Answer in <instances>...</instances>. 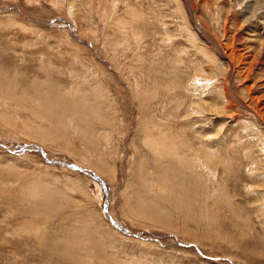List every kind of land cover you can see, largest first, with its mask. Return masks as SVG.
I'll return each mask as SVG.
<instances>
[{
	"label": "rangeland",
	"instance_id": "obj_1",
	"mask_svg": "<svg viewBox=\"0 0 264 264\" xmlns=\"http://www.w3.org/2000/svg\"><path fill=\"white\" fill-rule=\"evenodd\" d=\"M51 1L0 0V85L87 108L113 155L97 177L73 127L1 91L0 264H264V0H89L91 17L87 0ZM160 123L233 168L218 167L216 205L198 189L179 207L185 178L151 148Z\"/></svg>",
	"mask_w": 264,
	"mask_h": 264
},
{
	"label": "bare ground",
	"instance_id": "obj_2",
	"mask_svg": "<svg viewBox=\"0 0 264 264\" xmlns=\"http://www.w3.org/2000/svg\"><path fill=\"white\" fill-rule=\"evenodd\" d=\"M29 1H32V0H29ZM171 1L174 2V4L177 7L179 6V9H180V7L188 5L187 3L181 2V0H171ZM53 2L51 1L52 4L57 6L58 4L64 3V0L61 3L57 2V4L53 3ZM89 3H90V1L87 0V2L85 4L88 6V8H87V10H89L88 14L91 17L90 13L91 12L94 13V12H93V9ZM70 4L67 5L68 17L72 21L77 22L76 21L77 13L79 11H78L76 5H74V3H70ZM190 21H191V19H190ZM198 81H199L200 87L203 89L205 87L209 86V84L204 85V80H202L200 78H198ZM0 83H4V82H0ZM37 89H39V88L35 87V91L33 93L34 95H31L28 93L19 95L16 93V86L12 85L11 87L4 88L3 86L0 85V92L2 91L3 95H8L9 97H12V98L15 96H18V97L23 98L25 100H27V99L31 100V102L33 103V106H34L33 110L39 111V113L41 112L46 118H48L49 121H51V123H53L60 130H62V132L65 131L69 127H73V132L75 133V135H77V137L81 140V142L86 146L85 147L86 154L90 155L92 153H95L97 155V157H99V159L97 161L93 160L94 163L91 161V159H92V158H90L91 155L89 157L90 161H91L89 163L90 164L92 163L93 165L91 167H94V170L92 173L96 174L97 177H99V175L97 174V171L102 172L104 170L110 169V164H109L110 159L109 158H111V156L113 155L111 150H112L114 139H113L112 135H108V134H100L99 135V134H97V132H98L96 129L97 126H96V124L93 123V121L96 120V118H95L96 116L89 118L86 115H84L86 112H88L87 108H86V110H83V108H82V110L80 111L79 109L75 108L71 102L64 101L65 95H64V97L61 95V97H63V98H60V97L54 96L53 94H48V93L42 92L40 89L39 90H37ZM215 89H217V88H215ZM196 90H197V88H196ZM21 91H23V90H21ZM50 93H51V91H50ZM210 94L217 95L218 100L220 101V103H222V105H224L226 103V101L228 100L226 93H224V92L222 93L219 90H216V91L213 90V91H211ZM144 97H145V95H144ZM16 100H18V98ZM15 103H13V104L16 105ZM200 109L202 110V113H204V112L208 113L210 111L211 112L215 111L217 113H213V114H216L217 116H222L223 115L222 110H224V107L222 106V109H221V106L219 107L217 105L213 106V104L207 105L205 103H201ZM89 114H90V111H89ZM94 115H95V113H94ZM91 116H93V115L91 114ZM166 125H167V123H166ZM156 126H157V129L155 127H153L152 130H157V133L154 134L155 132L151 131L152 134L151 133L149 134V135H151L150 138L154 137L153 139L155 140L154 145H152V147H151L155 153L154 155H157L158 160H162L163 162H165L167 160L170 162V164L172 162H174V163H172L173 166L171 167L172 168L171 173L173 172L172 174H175V175L177 173L179 179L185 178L184 182L180 183V188H182L183 191H181V190L176 191L175 190L176 191L175 195L178 196V199L176 200V202L179 204V207L186 208L189 205V203L187 202V201H189L188 199H190V197L192 198L193 196H197L198 189H201V191H203L204 193L206 192L207 193L206 196L208 198L210 197L209 199L214 200L215 192L214 193L211 192V189H213V186L215 185V184L213 185L212 183H214L213 179L216 178V176H217L218 167L222 166L223 170H228V171L233 170V168L231 166H229L230 167L229 168L227 165H225L224 160L222 159L220 154L213 153V151H210V149L206 146L207 144H204L203 141L200 140V142H199L200 146H198V148L195 149V148H193L192 145H189L190 143L185 144L181 134L180 135H178V134L173 135L171 130L166 128L165 126H163L161 123L157 124ZM181 133H183V131ZM51 135H53V134H51ZM22 149L25 150L26 148L23 147ZM249 155L253 156V158L252 157L250 158L252 166H253V169L251 171V176L256 178V179H261L263 176L260 175L261 173H258L259 172L258 167H257L258 162L256 163V157L257 156H256V154H251V153ZM262 155L264 157V154H262ZM155 161H156V159H155ZM96 162H97V164H96ZM262 162L264 163V159L262 160ZM58 164H59V162H58ZM99 164L102 165V167H103L102 169H100L98 167ZM159 165H160V163H159ZM174 165H175V168H174ZM157 166L158 165L156 164V167ZM74 168H76L78 170L77 167L74 166ZM74 168H72V169H74ZM171 173H169L168 169L166 168V170H163L161 173H157L158 179L163 180V175L169 176V175H171ZM161 183H162V181H161ZM159 184L160 183L158 182V185ZM164 184H165V182H163L162 185H164ZM158 185H156V187H158ZM186 185H190L189 188H186L187 191L185 190ZM145 186L149 187L150 185H147L145 182ZM161 187L162 186H160V188H158V190H161ZM166 188H169V187L166 185ZM177 189H178V187H177ZM155 190L153 188L152 191H155ZM162 190H163V188H162ZM163 191H161L159 193L157 192V193L158 194L161 193L159 196H163L164 199L173 202L172 200H174L175 196H174V194H172L171 190L168 191V189H167V191L169 193H167L166 190H165L166 192L165 191L163 192ZM170 194H172V195H170ZM198 197H199V194H198ZM164 199H163V201H165ZM139 201L140 200L138 199V202ZM202 201H203L202 203H205L203 198H202ZM141 203H143V202H141ZM141 203H139V204H141ZM215 203L216 202L214 200L211 204L214 206V205H216Z\"/></svg>",
	"mask_w": 264,
	"mask_h": 264
},
{
	"label": "water",
	"instance_id": "obj_3",
	"mask_svg": "<svg viewBox=\"0 0 264 264\" xmlns=\"http://www.w3.org/2000/svg\"><path fill=\"white\" fill-rule=\"evenodd\" d=\"M43 153V152H42ZM43 155L45 156V154L43 153ZM61 165H64V166H67L68 168H70V169H72V168H74V166H73V164H65V163H60ZM74 169H76V168H74ZM180 245H182V244H180Z\"/></svg>",
	"mask_w": 264,
	"mask_h": 264
}]
</instances>
